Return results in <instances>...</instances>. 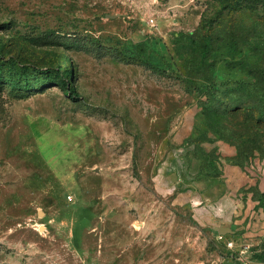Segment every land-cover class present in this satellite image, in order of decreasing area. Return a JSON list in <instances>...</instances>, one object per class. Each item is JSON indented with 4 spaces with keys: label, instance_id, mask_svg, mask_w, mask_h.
Returning a JSON list of instances; mask_svg holds the SVG:
<instances>
[{
    "label": "rangeland",
    "instance_id": "374dc122",
    "mask_svg": "<svg viewBox=\"0 0 264 264\" xmlns=\"http://www.w3.org/2000/svg\"><path fill=\"white\" fill-rule=\"evenodd\" d=\"M0 64L55 79L0 92V264H264V0H0Z\"/></svg>",
    "mask_w": 264,
    "mask_h": 264
},
{
    "label": "trees",
    "instance_id": "16d2710c",
    "mask_svg": "<svg viewBox=\"0 0 264 264\" xmlns=\"http://www.w3.org/2000/svg\"><path fill=\"white\" fill-rule=\"evenodd\" d=\"M209 45L206 44L204 46V53L203 57H206V52L208 53ZM130 63H140L141 59L138 57H131L127 56L124 57ZM18 68L17 77L8 76L4 77V72L2 69V65L0 64V92L5 89H8L10 95L14 98L20 99L30 96L31 94L35 93L36 91L43 90L45 85L49 82H55V79H49L46 76H41V72H29V69L21 65L20 67L16 65ZM50 71V70H48ZM73 77V69L69 68H60V80L61 86L65 88L68 92V95L71 98H78V92L75 88L71 87L69 84V79ZM202 88V87H201ZM205 90H209L208 93L210 97L213 98V87L207 86L204 87ZM211 88V89H210ZM209 97V98H210ZM4 107L3 104L0 102V117L4 115ZM260 121L262 120L264 123V110L260 114Z\"/></svg>",
    "mask_w": 264,
    "mask_h": 264
},
{
    "label": "water",
    "instance_id": "95a60500",
    "mask_svg": "<svg viewBox=\"0 0 264 264\" xmlns=\"http://www.w3.org/2000/svg\"><path fill=\"white\" fill-rule=\"evenodd\" d=\"M217 230L221 234H225L227 232H233L232 229H230L229 227H225V226H219Z\"/></svg>",
    "mask_w": 264,
    "mask_h": 264
},
{
    "label": "crops",
    "instance_id": "0c3cea01",
    "mask_svg": "<svg viewBox=\"0 0 264 264\" xmlns=\"http://www.w3.org/2000/svg\"><path fill=\"white\" fill-rule=\"evenodd\" d=\"M209 197H213V194H208Z\"/></svg>",
    "mask_w": 264,
    "mask_h": 264
},
{
    "label": "built area",
    "instance_id": "2783aa9c",
    "mask_svg": "<svg viewBox=\"0 0 264 264\" xmlns=\"http://www.w3.org/2000/svg\"><path fill=\"white\" fill-rule=\"evenodd\" d=\"M70 198H72V197L70 196ZM229 245H231V243H229Z\"/></svg>",
    "mask_w": 264,
    "mask_h": 264
}]
</instances>
